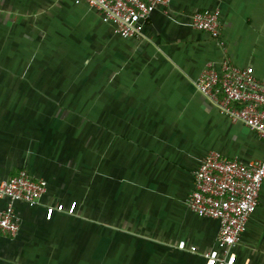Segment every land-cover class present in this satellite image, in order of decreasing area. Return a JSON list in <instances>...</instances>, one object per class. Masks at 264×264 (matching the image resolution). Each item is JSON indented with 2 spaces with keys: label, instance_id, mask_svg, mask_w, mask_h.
Wrapping results in <instances>:
<instances>
[{
  "label": "crops",
  "instance_id": "crops-1",
  "mask_svg": "<svg viewBox=\"0 0 264 264\" xmlns=\"http://www.w3.org/2000/svg\"><path fill=\"white\" fill-rule=\"evenodd\" d=\"M203 10L218 11V40L193 28ZM226 60L264 82V0H171L135 37L83 1L0 0V181L46 183L32 206L0 197L18 219L0 264H205L219 223L187 207L196 169L211 151L264 156L195 87ZM58 204L74 213L46 220ZM233 251L264 264V181Z\"/></svg>",
  "mask_w": 264,
  "mask_h": 264
},
{
  "label": "built area",
  "instance_id": "built-area-1",
  "mask_svg": "<svg viewBox=\"0 0 264 264\" xmlns=\"http://www.w3.org/2000/svg\"><path fill=\"white\" fill-rule=\"evenodd\" d=\"M94 9L105 23L127 37L141 34L151 13L166 7L171 0H79ZM192 26L219 38L218 11L203 10L192 16ZM196 89L233 123L253 130L264 145V82L255 77L251 67L239 68L224 61L220 69L208 65L195 80ZM264 181V156L252 164L228 160L211 151L194 173L193 190L186 204L200 218L219 223L216 250L204 254L205 264H236L233 251L246 231L247 223L258 206ZM46 191V183L26 171L0 181V197L35 205ZM74 213L63 204L45 209V219L54 212ZM18 219L11 206L0 211V233L15 236ZM182 244V243H181ZM243 264H248L247 262Z\"/></svg>",
  "mask_w": 264,
  "mask_h": 264
}]
</instances>
